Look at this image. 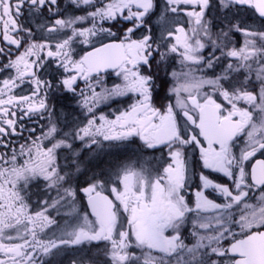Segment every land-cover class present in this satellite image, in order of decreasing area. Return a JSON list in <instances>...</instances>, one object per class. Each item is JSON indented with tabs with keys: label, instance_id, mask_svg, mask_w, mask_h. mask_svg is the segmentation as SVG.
I'll return each mask as SVG.
<instances>
[{
	"label": "snow or ice",
	"instance_id": "1",
	"mask_svg": "<svg viewBox=\"0 0 264 264\" xmlns=\"http://www.w3.org/2000/svg\"><path fill=\"white\" fill-rule=\"evenodd\" d=\"M70 4L85 14L65 18L60 0H0V36L16 49L13 59L11 47L0 48L8 56L0 71H15L0 81V264H43L37 251L62 246L81 251L71 264H264V159L246 167L264 154V0H165L163 12L157 0ZM248 10L259 28L241 15ZM180 13L186 26L176 23ZM76 43L91 50L76 58ZM25 82L31 95L14 94ZM124 97L114 118L97 113ZM58 102L74 107L61 118ZM37 115L44 130L13 147L6 138L25 131L17 121ZM104 142L130 154L108 160ZM196 149L202 170L189 200L187 154ZM78 193L94 219L81 215ZM65 208L70 230L41 239L55 223L50 210Z\"/></svg>",
	"mask_w": 264,
	"mask_h": 264
},
{
	"label": "flooded vegetation",
	"instance_id": "2",
	"mask_svg": "<svg viewBox=\"0 0 264 264\" xmlns=\"http://www.w3.org/2000/svg\"><path fill=\"white\" fill-rule=\"evenodd\" d=\"M158 4L160 5V12H163L164 10V3L165 0H157ZM62 8H66L67 12L64 13L63 15L65 18L68 16L72 15H84L85 13L82 12L80 9H77L74 5L70 4V0H60ZM169 16H172L173 14L169 13ZM242 16H245V18L248 20L249 24H251L255 28L260 27V21L259 18L256 16H253L251 14V10H248L247 12H242ZM187 20V17L184 16L183 13L179 14V17L176 20V23L178 24H185ZM85 27L90 26L89 24H85ZM105 26H110L109 24H105ZM186 26V24H185ZM115 30V29H114ZM70 34V32H69ZM61 35H63L61 33ZM100 37L94 38V40H98ZM108 42V41H105ZM238 42L240 45L243 44V36L240 34H237L236 37H234V43ZM96 46H99L97 44ZM12 48V52L9 53V55L14 59L15 54H16V49L14 46H6L5 42L2 39V36H0V48H4L5 52H8V48ZM75 48V53L74 55L76 58H79V55H83L85 51L91 50V46L88 45H82L79 43L74 44ZM209 49H205V55H208ZM217 55L219 53L217 52ZM8 63V56H5L4 54L0 53V67ZM175 70L180 69V65L178 62L175 63L174 65ZM220 67L218 66L215 71L218 74L220 72ZM213 70L209 69L207 70V73L209 76H211ZM7 74H15V71L13 69H3L0 71V81L6 78ZM42 78L44 79H51V71L49 73H44L43 71L40 73ZM46 74V75H45ZM199 74V73H198ZM115 76H110L106 79L105 83L107 86L111 87L112 83L116 81ZM2 86V84H0ZM33 86L27 82L23 83L20 85V87L15 88L14 94L17 95H31ZM99 90V89H98ZM206 91H209V89H205ZM57 114L61 115V118H63V113L67 110V107H74V105H67L66 102H58L57 105ZM127 107V98H116L109 100L107 102H102L100 106L97 108V113H103L104 115L108 116L109 118H114L113 113H117L124 108ZM15 110V109H14ZM78 111V109H77ZM20 113L18 112V116ZM80 119H84V117H80ZM181 121L184 120V118L181 116L179 118ZM23 126L25 131L23 132V136H16V137H10L6 138L10 144L13 147H16L18 149L19 144L25 143V138L31 135L32 137L39 136L41 132L44 130L45 126L47 125V119H40L39 116H33L31 119L28 117H25L23 120H18L17 121V127L19 128L20 126ZM191 128V125H189ZM28 129H35L34 132H29L27 131ZM244 138H238V141L236 142L233 152L238 156L240 153V150L245 147V144L243 142ZM30 142V141H29ZM79 143V141L77 142ZM113 145L115 142H111ZM138 143V141H137ZM110 142H104V152L111 153V156H107L106 159L108 160H116L119 158H126L130 153H126L123 148L116 147V146H111L109 147ZM0 151H3V149H0ZM188 165H189V181H188V192L186 193V196L188 197L189 200H194V194L197 190H199V173L202 170V165L199 160V150H190L188 152ZM156 157H159V153H156ZM148 159H152V157H148ZM257 159H264V154L261 152H257L256 156L253 157L250 161L246 163V167L248 168V171L250 172V166L255 163ZM59 163L62 165L64 164V160L61 157L59 160ZM205 173L209 174L210 178L214 180V182L217 183H225L228 184L229 186H232V181L228 180L227 177L223 176L221 173H210L209 170H203ZM43 184V182H40ZM39 190L36 188H32V193L33 195L31 196L30 199V205L33 209V211L37 210L38 208V197L35 195L36 192ZM209 193H211V190H209ZM79 197V203H78V208L80 209L81 215L84 213H87L90 218L94 219L91 217V210L87 207V199L86 197L83 196V193H78ZM210 198H214L217 200V202H221L222 198L216 196L214 193L210 195ZM51 218L55 221L51 226L46 228L43 233H40V238L47 241L49 239H57L58 237L61 236L59 232L55 229V227L58 224L59 218L62 216L61 213L57 214L55 210H50ZM58 219V220H57ZM191 231H192V226L191 223H188L185 228L183 229V236L185 238V243L186 244H193L195 242V238L191 236ZM15 233L13 232V235ZM7 242V241H6ZM95 248V245H83L80 246L81 249H87V248ZM55 255H49V256H43L39 251L36 252V256L38 258V261H43V264H71L72 259L78 257L81 255V251L78 248H70V247H64L60 250H53ZM132 252L135 256L137 257H142V251L139 248H132L129 250ZM146 251V250H145ZM153 255H159L157 253H153ZM139 264H143L142 259L139 262Z\"/></svg>",
	"mask_w": 264,
	"mask_h": 264
},
{
	"label": "rangeland",
	"instance_id": "3",
	"mask_svg": "<svg viewBox=\"0 0 264 264\" xmlns=\"http://www.w3.org/2000/svg\"><path fill=\"white\" fill-rule=\"evenodd\" d=\"M10 76L14 77L15 74H7L5 79L9 78ZM66 212H67L66 208L62 209L60 212L62 216L59 218V220L57 219L58 224L55 227V229L59 232V234H62L65 230H70V226L73 224V217L66 215L65 214Z\"/></svg>",
	"mask_w": 264,
	"mask_h": 264
}]
</instances>
